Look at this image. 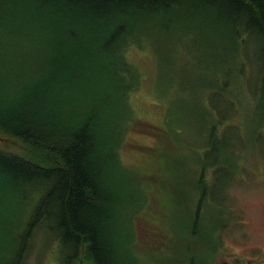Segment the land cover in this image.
<instances>
[{"label":"rangeland","instance_id":"374dc122","mask_svg":"<svg viewBox=\"0 0 264 264\" xmlns=\"http://www.w3.org/2000/svg\"><path fill=\"white\" fill-rule=\"evenodd\" d=\"M66 1L56 0L53 8L40 0L4 1L3 8L9 14L26 20L49 38L46 47L51 42L53 63L46 67L43 89L33 90L27 99L15 102L10 99L13 88L6 84L0 87V104L29 110L30 117L54 124L62 135L67 131L61 128L78 127L93 109L104 126L116 130L115 120L109 118L120 107L117 96L123 81H115L119 76L111 65L119 60L118 51L109 46L107 35L114 27L126 25L115 22L118 16L127 22L137 16L134 31L140 18L147 21L158 7L117 6L110 13L100 14L90 6L75 8ZM183 14L180 23L193 18L192 13ZM203 22L185 23L187 28H200L195 31L194 42L193 35H189L191 41L175 34L171 37V46L179 52L178 67L158 63V54L147 45L140 49L130 45L126 50L129 63L137 66L141 77L139 86L126 95L132 106L121 96L124 117L130 124L123 128L128 141L120 154L124 164L136 173V183L145 194L134 193L136 183L123 172L105 173V188L110 193L114 190L117 196L108 199L109 231L105 227L103 230L117 248L119 264H264V251L255 252L264 249V77L248 59L250 70L242 54L246 70L236 80L233 71L229 72L239 61L229 50L233 41L224 38L219 26L215 29V24ZM26 34L7 33L0 27L4 47L20 40L19 51L23 53L29 47L26 54L38 58L24 60L12 54L3 58L0 72L13 76L31 73L32 79L43 73L45 47L31 52V46L23 43ZM166 47L169 55L172 48L168 44ZM159 66L162 71L158 76ZM167 84H171L169 89ZM102 105L106 112L99 116ZM96 134L99 139L101 135L98 131ZM0 145L17 143L4 138ZM113 176L116 179L112 180ZM21 182L25 181L18 180ZM197 190H204L206 195L198 214ZM34 195L42 197V193ZM120 208L133 212L136 235V239L132 236V246L131 236L125 237L131 247L124 256L125 241L121 239L125 234L120 239V233H116L120 227L115 223L111 226ZM122 229L126 233L125 226ZM37 230L25 264H65L64 260L68 264H95L84 252L64 251L62 239H54L55 232L45 227ZM3 239L0 235V252Z\"/></svg>","mask_w":264,"mask_h":264},{"label":"trees","instance_id":"16d2710c","mask_svg":"<svg viewBox=\"0 0 264 264\" xmlns=\"http://www.w3.org/2000/svg\"><path fill=\"white\" fill-rule=\"evenodd\" d=\"M4 1L0 0L1 29L9 28L15 33L18 32L17 24L23 26L21 25L23 23L25 26H30L26 20L21 18L17 20L15 14H9L7 8H3ZM8 1L6 0V3ZM40 1L48 8H53L56 2V0ZM66 3L71 7L76 6L75 8L90 6V9L100 14L110 13L117 6L158 7V9L152 12L153 17L148 18L147 21L140 18L139 25L134 31L136 27L134 21L137 16L131 22L118 16L115 22L126 25L118 29L114 27L107 35V43L110 44L109 46L116 47L118 59L127 70L125 76L115 78V81H123L117 96L120 107L114 116L109 118L115 120L116 130L107 125L104 126L102 119L98 118L93 109L92 112L87 113V118H84L85 121H81L78 127L61 128L60 130L67 131L62 135L54 124L30 117L29 110H16L0 104V140L7 138L17 143L8 147L0 145V201L5 205L1 204L2 213H0V235L4 236L1 243L0 264H25L30 254L24 261L25 255L32 249L36 232L39 231L37 229L40 227L55 232L54 239H62L60 246L66 252L71 249L78 251L77 253L84 252L85 256L95 264H119L120 256L117 248L114 249L111 239L106 237V231L103 230L105 227L107 232L109 231V223H106L111 213V208L107 205L108 199L116 197L117 194L112 188L114 193L108 192L104 183H107L105 173L115 174L116 170L129 176L135 183L137 178L133 169L124 164L120 154L121 148L128 141L123 128L125 126L127 129L130 124L127 121L128 117L126 116V120L124 117L125 109H123L121 96L127 99V104L131 105L126 95L129 90L139 86L141 77L137 66L130 64L125 56V51L130 45H134L136 49L147 45L158 54V63L166 64L170 68L173 65L178 67L179 52L175 45L171 46V37L175 34L180 39L189 40V35H193L194 39L189 41L194 42L195 31H199L200 28H187L185 23L190 20L203 22L204 19L203 25L215 24V29L219 26L221 31L225 32L224 38L233 41L229 49H232L230 51L236 61L242 60V54H244L246 58L255 60L258 65L257 71L264 74V0H67ZM185 12L188 16L192 13L193 18L180 23ZM3 14L8 15L2 18ZM31 30L30 32L21 30L27 33L23 43L25 46H31V52L34 53L37 52L36 48L45 47L47 57L42 68L43 73L32 79L31 73H27L26 69L24 72L27 75L20 74V78L1 71L0 87L11 84L13 88L10 91L11 101H23L27 99V96H31L30 93L33 90L43 89L46 67L50 68L53 63L50 57L51 42L46 47L49 38L33 27ZM19 41L15 45L4 47L2 42L4 44L5 41H2L0 37V70H3V58L12 54L24 60H31L32 57L26 54L29 47L23 53L19 51ZM167 44L172 48L169 55ZM32 59L38 61L36 57ZM244 64L241 62L240 73L243 71ZM57 65V63L54 64L55 69L58 68ZM158 68L159 76L162 67ZM30 85L35 86L31 89ZM170 86L171 84H167L166 88L169 89ZM27 91H29L28 94L24 96ZM28 106L31 107V105ZM101 109L99 116L106 112L103 105ZM96 131L101 135L99 139ZM235 134L238 136L237 132ZM235 167L238 168V163ZM20 179L25 181L21 182L22 187L21 183H18ZM111 179L116 178L113 176ZM136 186L134 193L145 194L139 183H136ZM11 187L14 188L11 189ZM35 192L42 193V197L37 198L34 195ZM198 193L196 214L200 213L201 205L205 201L202 199L205 191ZM24 198L26 206H23ZM143 198H146L145 195ZM124 203L133 206L129 202ZM16 210L17 215L12 216ZM4 214L8 221L4 219ZM116 215L118 218L112 219L111 226L115 223L120 227L116 232L120 233L119 238L121 239L123 234H125L121 239L123 241L129 235L132 238L135 230L133 212L120 208L118 212H115ZM6 226L10 229L7 230ZM124 226L126 233L122 229ZM127 241L124 243L123 256L124 251H129L131 247L126 243ZM64 263L68 264L66 260Z\"/></svg>","mask_w":264,"mask_h":264},{"label":"bare ground","instance_id":"6f19581e","mask_svg":"<svg viewBox=\"0 0 264 264\" xmlns=\"http://www.w3.org/2000/svg\"><path fill=\"white\" fill-rule=\"evenodd\" d=\"M25 24H26V23H25ZM21 25H23V26H19V24H17V26H16L17 31H21V30H27L26 32H30V31H32V30H31L32 27H30V26H25L23 23H21ZM2 29L5 30L7 33H11V34L14 33V32H12L11 30H9V28L5 29V28L3 27ZM21 32H22V31H21ZM15 33H16V32H15ZM229 50L232 51V49H229ZM231 55H232V58L235 60V56H234L233 54H231ZM125 56H126V57L128 56V55L126 54V51H125ZM258 57L260 58L259 55H258ZM248 58H249L250 60H252V61L255 63V65H256V69H257V68H258V65H257L256 61L253 60V59H251L250 57H248ZM248 58L245 57V59H246L248 65H249V67H250V70H251V69H252V66H251V63L249 62ZM260 59H261V58H260ZM238 60H239V59H238ZM243 64H244V63H243ZM240 66H241V59L238 61V64L236 65V68L234 67V68H232V69H229L230 71H233L236 80H239V78H240V71H239ZM112 68L114 69V72H113V73H116L117 76H119L120 78H122L123 76H125V74L127 73L126 67L121 63L120 60L116 61V62L114 63V65H113ZM241 69H242V68H241ZM241 69H240V70H241ZM245 70H246V66H245V64H244V68H243V71H242V73H241L242 75H244ZM112 71H113V70H112ZM262 75H263V77H264V74H262Z\"/></svg>","mask_w":264,"mask_h":264},{"label":"flooded vegetation","instance_id":"af4514ba","mask_svg":"<svg viewBox=\"0 0 264 264\" xmlns=\"http://www.w3.org/2000/svg\"><path fill=\"white\" fill-rule=\"evenodd\" d=\"M259 251H263V250H260V249H255V252H259Z\"/></svg>","mask_w":264,"mask_h":264}]
</instances>
